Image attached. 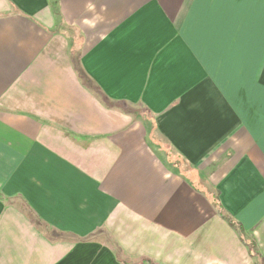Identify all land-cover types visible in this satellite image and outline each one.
Listing matches in <instances>:
<instances>
[{
    "label": "crops",
    "instance_id": "obj_1",
    "mask_svg": "<svg viewBox=\"0 0 264 264\" xmlns=\"http://www.w3.org/2000/svg\"><path fill=\"white\" fill-rule=\"evenodd\" d=\"M0 264H264V0H0Z\"/></svg>",
    "mask_w": 264,
    "mask_h": 264
},
{
    "label": "trees",
    "instance_id": "obj_2",
    "mask_svg": "<svg viewBox=\"0 0 264 264\" xmlns=\"http://www.w3.org/2000/svg\"><path fill=\"white\" fill-rule=\"evenodd\" d=\"M220 217H222L228 224L229 226L236 232V234L238 235V238L240 239V241L246 246L248 247L249 253L252 257H255L256 255V250H255V245L254 242L248 238L246 236V234L244 233L242 227L240 224L232 221L227 215L223 214V212H221V208H220V213H219Z\"/></svg>",
    "mask_w": 264,
    "mask_h": 264
}]
</instances>
